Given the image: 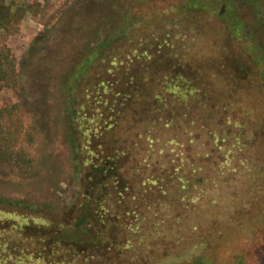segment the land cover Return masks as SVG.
<instances>
[{"label": "rangeland", "instance_id": "rangeland-1", "mask_svg": "<svg viewBox=\"0 0 264 264\" xmlns=\"http://www.w3.org/2000/svg\"><path fill=\"white\" fill-rule=\"evenodd\" d=\"M111 1L114 0H6L21 18L9 33L0 30V42L10 49L32 100L25 108L13 110L10 116H1L0 128L17 132L14 143L26 141L35 160L30 171L14 172L0 157V200L32 205L0 204L1 218L16 223L40 218L63 224L76 220L83 161L88 157L85 145L90 138L85 139L87 132L83 134L80 129L77 132L72 126L69 129L60 83L68 73L76 80L75 76L83 71L68 70L79 52L111 31L110 22L118 18L117 12H112ZM209 1V10L191 5L186 8L189 0L137 1L132 7L136 17L130 25L134 39L118 48L112 63L128 61L132 55L139 54L140 48L156 45L158 37L169 33L168 47L183 45L190 50L195 70L189 79H202L204 86L200 89L207 88V97L213 93L219 95V136L208 134V128L213 127L208 122L207 129L193 130L189 147L186 139L170 141L166 146H162L160 139L155 150V156L162 157L159 165L168 160L176 171L173 183L189 186L190 191L184 189L175 200L163 199L154 194L145 173L142 180L131 172L124 174L135 182L133 195H141L145 203L154 206L161 203L160 207L165 204L173 209L177 219L171 217L172 228L165 226L159 235L151 230L149 236L142 235L138 240L131 237L128 247L125 238L119 246L122 254L111 251L107 257L79 261V264H194L196 257L211 264H264V92L259 86V67L250 62V57L248 61L242 58L241 52L246 54L250 41L243 34L231 35L230 23L221 15L227 0ZM107 16L110 21H106ZM249 17H245L246 25L250 23ZM162 27L167 30L159 32ZM177 38L183 41L176 42ZM142 41L144 44L139 46ZM32 46L36 50L28 53ZM145 100L146 97L140 96L136 106ZM17 102L15 91L7 88L0 91V108L6 110ZM91 125L94 124L86 122L84 130ZM175 130L179 133L180 127ZM145 139L133 134L129 143L134 142L137 147L130 143V149L137 151L140 145L147 149ZM77 145L82 153L76 164L73 147ZM184 166L188 170L178 179L177 172ZM132 203L137 205L136 211L141 210L139 201ZM132 209L129 205L122 211L128 217L127 224L136 220ZM160 239L168 241L164 248L168 256L164 257L162 247L155 245ZM142 242L150 247L131 249ZM134 252L140 253L131 254ZM0 264L67 263H47L34 255L9 254L0 258Z\"/></svg>", "mask_w": 264, "mask_h": 264}, {"label": "trees", "instance_id": "trees-1", "mask_svg": "<svg viewBox=\"0 0 264 264\" xmlns=\"http://www.w3.org/2000/svg\"><path fill=\"white\" fill-rule=\"evenodd\" d=\"M137 1L144 0L110 2L112 12L118 14L116 22H110L111 31L103 39L86 45L79 52L68 70L83 71L75 76L76 80L69 77V73L61 79L63 109L69 120L67 125L69 129L73 127L77 132L79 129L83 134L87 132L85 139L90 138L87 140L89 144L85 145L88 157L83 162H89L83 163L76 220L71 224H63L54 220H41L37 215L39 221L16 223L12 219L0 217L1 259L9 254H20L32 257L34 255L47 263L77 264L79 261L100 259L111 251L120 254L119 246L125 238L128 247L131 237L138 240L142 235L149 236L154 230L159 235L167 225L172 228L173 209L165 204L160 207L161 203L157 206L145 203L140 198L141 195H133L135 182L124 172H131L141 180L142 174L145 173L146 180L153 185L150 188H154V194L163 199L170 197L166 199L175 200L179 193L182 195L185 190L190 191L189 186L184 188V185L179 187L173 183L176 171L168 160H163L159 165L162 157L155 156V150L158 148L156 143L162 139V146H166L170 141L177 139L182 142L186 139L189 147L193 130L207 129L208 122L212 123L208 125L213 126L208 128V134L214 138L219 136V95L213 93L207 97V88L200 89L204 86V81L198 78L193 81L189 79V75L195 70V65L190 61V50L183 45L168 47L170 44L166 41L169 37L167 32L165 37H158L156 45L146 44L140 48L138 55H132L128 61L112 63L118 48L132 39L130 25L136 15L132 13V7ZM189 2L185 5L186 8L191 5L195 9H211L209 0ZM224 4L221 15L230 23L228 28L231 35L239 37L243 34V37L250 41V46L245 51L247 55L242 51L241 56L247 61L250 57V62L259 67V86L264 92V0H227ZM112 12L109 13L110 16L113 15ZM245 17L250 19L247 25ZM20 18L21 15L12 4L0 0V30L9 33L13 24ZM108 18L109 16L106 21H110ZM119 23L121 27H118ZM165 28L158 30H167ZM185 30L184 28V32H180L185 33ZM179 41L183 39L177 38L176 42ZM141 44L144 42H139V46ZM35 50V46H32L28 53ZM3 88L15 91L18 102L6 110L0 108V117L5 114L10 116L16 108L23 109L25 104L31 103V93H28L22 83L10 49L0 42V91ZM230 95L228 98L231 99L232 94ZM140 96L146 97L147 100L137 107ZM86 122H92L94 125L84 130ZM177 126L180 127L179 133L175 130ZM159 131L163 133L158 134ZM120 132L124 135H120ZM17 134L0 128V157L11 165L14 172H28L33 168L35 157L26 141L14 143ZM127 134L146 137L144 144H147V149L143 145L136 149L138 152L130 149V143L136 147L137 144L131 141L129 143L132 135L127 138ZM78 146L73 147L76 164V158L82 153ZM141 152L144 153L143 159ZM128 162L129 165H126ZM184 167L178 170V179L180 174L188 170L187 166ZM133 200L139 201L142 207L140 211H136L137 205L132 203ZM6 202L32 206L24 201L0 200L2 205ZM124 204L133 208L132 213L136 214L134 223L125 222L128 217L122 213L126 207ZM32 210L37 212L36 209ZM165 240H159L158 243L163 241L161 245L155 244L159 248L162 247L161 254L164 257L169 254L164 249L168 242ZM154 242L156 243V240ZM147 247L150 246L142 242L131 249L140 250ZM135 253L140 252L131 254ZM194 264L211 263L202 257H196Z\"/></svg>", "mask_w": 264, "mask_h": 264}]
</instances>
